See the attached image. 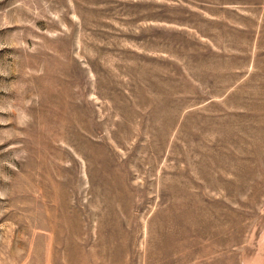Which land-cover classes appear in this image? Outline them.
Segmentation results:
<instances>
[{
  "label": "rangeland",
  "instance_id": "obj_1",
  "mask_svg": "<svg viewBox=\"0 0 264 264\" xmlns=\"http://www.w3.org/2000/svg\"><path fill=\"white\" fill-rule=\"evenodd\" d=\"M0 264H264V0H0Z\"/></svg>",
  "mask_w": 264,
  "mask_h": 264
}]
</instances>
